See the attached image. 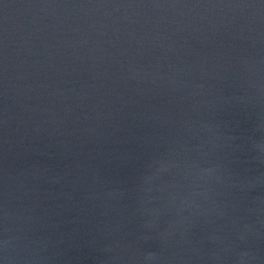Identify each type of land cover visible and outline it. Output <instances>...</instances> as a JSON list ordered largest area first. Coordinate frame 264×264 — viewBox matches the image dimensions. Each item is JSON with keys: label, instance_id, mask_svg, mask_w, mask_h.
Here are the masks:
<instances>
[{"label": "water", "instance_id": "water-1", "mask_svg": "<svg viewBox=\"0 0 264 264\" xmlns=\"http://www.w3.org/2000/svg\"><path fill=\"white\" fill-rule=\"evenodd\" d=\"M0 264H264V0H0Z\"/></svg>", "mask_w": 264, "mask_h": 264}]
</instances>
